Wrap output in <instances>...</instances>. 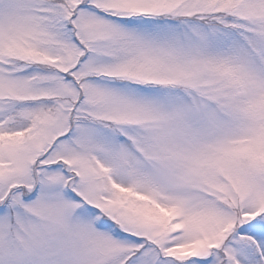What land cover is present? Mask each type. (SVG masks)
<instances>
[{
	"label": "snow or ice",
	"instance_id": "snow-or-ice-1",
	"mask_svg": "<svg viewBox=\"0 0 264 264\" xmlns=\"http://www.w3.org/2000/svg\"><path fill=\"white\" fill-rule=\"evenodd\" d=\"M0 264H264V0H0Z\"/></svg>",
	"mask_w": 264,
	"mask_h": 264
}]
</instances>
